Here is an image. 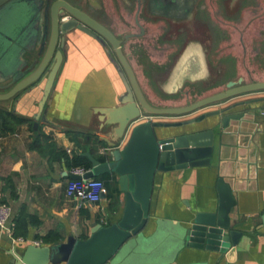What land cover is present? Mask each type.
Here are the masks:
<instances>
[{
	"label": "crops",
	"instance_id": "obj_1",
	"mask_svg": "<svg viewBox=\"0 0 264 264\" xmlns=\"http://www.w3.org/2000/svg\"><path fill=\"white\" fill-rule=\"evenodd\" d=\"M135 25L139 32L128 33L135 36L124 38L122 49L145 97L152 105H190L225 91L229 81L239 79L231 75L226 62H214V33L209 28L205 32L202 29L198 31L199 39L188 38L183 42L163 74L151 71V75H148L131 45L155 42L163 34L164 27L143 25L145 34L142 36L141 27L136 22ZM108 28L120 35L115 32V27ZM179 31L178 28L171 31L168 37L170 42L180 41L177 38ZM39 32L43 30L39 31L33 25L25 28L26 38L19 40L23 49H38L44 41L48 44L47 40H41L39 35L42 33ZM62 46L66 48V58L42 110L39 103L43 97L45 79L29 93L22 92L13 99L0 100V203L12 208L11 232L16 219L33 216L34 220V224H31L28 218L26 243L14 242L10 231L0 227V264L14 263L11 253L15 246L36 241L39 245H53L56 242L67 243L71 238L87 239L92 233L95 218L109 224L123 213V203L115 204L116 208L112 209L107 208L108 202L102 200L96 205L80 208L65 195L66 186L72 180L71 175H74L73 169L85 167L77 161H89L90 167H85L89 170L92 167L89 155L101 157L107 147L105 138L110 127L101 128L99 110L119 105L120 97L126 92L125 81L116 66L118 57L108 42L103 44L97 36L79 30L68 32ZM9 52L8 47L0 50V86L11 80V69L18 68L28 56L24 54L22 58L16 52L8 66L5 58ZM166 57L155 54L150 56L149 63H164ZM243 83L250 82L243 78ZM13 86L0 89V94L7 93ZM261 97H264V91L214 103L186 117L159 119L184 120L237 101ZM145 119L147 117L141 121ZM242 125L246 130L240 131L239 144L234 135L225 137V153L219 159L216 151L212 166L189 169L177 176L167 173L158 177L154 201L156 215L143 232L149 238L158 228L159 221L185 225V221L197 212L216 208L219 198L217 180L222 174L231 182L238 199L231 213L232 219L245 222V228L250 230L238 244L234 261H229L226 255L214 260L211 253L205 256V253L184 247L171 249L169 246H158L145 256L131 249L107 264H264V122L258 124L257 130L251 120L243 121ZM219 129L217 127L215 132ZM130 133L131 130L121 147L127 143ZM215 138L218 147V134ZM111 177L107 191L119 186L117 177L113 174ZM45 237H49L50 241L44 242Z\"/></svg>",
	"mask_w": 264,
	"mask_h": 264
},
{
	"label": "water",
	"instance_id": "obj_2",
	"mask_svg": "<svg viewBox=\"0 0 264 264\" xmlns=\"http://www.w3.org/2000/svg\"><path fill=\"white\" fill-rule=\"evenodd\" d=\"M4 1L6 0H0V12L4 10ZM196 1L158 0V5L165 12H180L193 6ZM60 7L69 11L73 18L60 22ZM52 16V40L48 44L44 41L40 48L28 51L23 49L19 40L6 38L4 27L0 23V50L9 48L10 52L5 58L8 66L16 52L22 58L24 54L28 55L25 60L21 58L22 63L18 68L11 69V80L0 86V89H7L14 85L7 93L0 94V100L13 99L22 92L29 93L45 79L44 93L39 103L42 110L52 94L57 74L66 58V48L62 44L65 43L67 33L79 30L97 36L103 44L108 42L118 57L120 64L117 62L116 66L125 81L126 92L120 97L119 105L99 110L101 128L110 127L107 132L109 138H105L107 147L101 157L89 155L92 167L84 177L115 175L118 190L112 196L108 192L104 193L102 199L108 202L107 208L117 203H123L124 208L120 218L111 220L109 224L103 223V219L95 218L92 233L87 239L71 238L67 243L56 242L53 245L29 243L15 246L11 253L13 264H107L116 261L131 249H136L145 256L158 246H169L171 249L184 247L205 253V256L211 253L214 260L226 255L229 261H234L238 244L250 230L245 228V222L232 219L231 213L235 210L238 199L231 182L222 174H219L217 180L219 198L216 208L197 212L185 221V225L159 221L158 228L149 238L143 232L150 219L156 215L154 201L158 177L167 173L177 176L189 169L212 166L215 152L218 151L219 159L225 153V137L234 135L237 145L239 144L238 135L245 129L243 121L251 120L256 130L258 124L264 122V97L237 101L184 120L164 121L159 118L186 117L214 103L264 91V81L245 84L240 77L229 81L225 91L190 105L156 107L145 97L122 49L123 40L113 31L63 0L52 6ZM136 23L144 32L138 16ZM60 35H64L61 42L58 40ZM133 36L135 35L128 34L125 39ZM217 127L220 129L216 133ZM130 130L127 143L121 147ZM216 134L219 139L218 147ZM71 177L81 179L77 175Z\"/></svg>",
	"mask_w": 264,
	"mask_h": 264
},
{
	"label": "rangeland",
	"instance_id": "obj_3",
	"mask_svg": "<svg viewBox=\"0 0 264 264\" xmlns=\"http://www.w3.org/2000/svg\"><path fill=\"white\" fill-rule=\"evenodd\" d=\"M92 1L96 7L94 14L108 26L115 27V32L123 40L131 31L139 32L135 25L138 0ZM236 1L200 0L188 20H179L171 26L165 19L150 15L145 8L148 0H141L143 12L140 22L144 26L154 24L164 27L163 36L157 39L153 36L155 42L131 45L134 55L142 62V68L148 71V75L151 71L163 74L180 45L188 38L199 39L198 31L202 29L205 32L209 28L214 33V62H226L231 75L236 78H244L250 83L264 81V0ZM163 21L167 24H162ZM177 28L180 30L177 38L181 42H170L168 37ZM155 54L166 55V61L150 64V56Z\"/></svg>",
	"mask_w": 264,
	"mask_h": 264
},
{
	"label": "flooded vegetation",
	"instance_id": "obj_4",
	"mask_svg": "<svg viewBox=\"0 0 264 264\" xmlns=\"http://www.w3.org/2000/svg\"><path fill=\"white\" fill-rule=\"evenodd\" d=\"M60 0H6L1 5L3 9L0 12V23L3 25L4 34L8 39H18L24 40L26 38V34L24 33L25 28L33 25L37 27V29L43 30L41 36V40H47L50 42L52 40V31H53V16H52V6ZM68 4L79 8L80 10L86 12L89 16H91L94 20L99 22L100 24L108 27V25L102 20L100 16H96L94 14V9H96L95 4L92 0H63ZM141 0H138V9L135 16H138V21L144 28L143 24L140 22V14L143 12ZM234 3L237 1L233 0ZM200 0H197L193 6L187 8L186 10L180 12H165L162 11L160 6L158 5V0H148L146 5L147 12L153 17H161L165 19V21L169 22L171 25L176 23L179 20H188L195 11V7ZM99 8H102L101 6ZM94 10V11H93ZM15 11V12H14ZM58 20L60 22L69 21L73 18L69 11L65 8L60 7L58 10ZM163 21L164 25L165 23ZM142 32V36L145 34L142 28H140V33ZM141 35V34H140ZM116 36L120 39L119 35ZM126 36V35H125ZM124 36V38H125ZM38 37V38H39ZM64 35L58 36L59 42H61ZM67 35L65 36V39ZM123 40V39H122ZM61 44V43H60Z\"/></svg>",
	"mask_w": 264,
	"mask_h": 264
},
{
	"label": "built area",
	"instance_id": "obj_5",
	"mask_svg": "<svg viewBox=\"0 0 264 264\" xmlns=\"http://www.w3.org/2000/svg\"><path fill=\"white\" fill-rule=\"evenodd\" d=\"M89 170L83 166H77L72 173L81 176V179H72L68 182L65 190L67 198L74 200L78 207H88L100 203L104 193H107L106 182L100 178H85ZM12 208L10 205L0 203V227L6 228L11 234ZM13 237V236H12ZM14 242L26 243L25 238H14ZM35 244H40L38 241Z\"/></svg>",
	"mask_w": 264,
	"mask_h": 264
},
{
	"label": "trees",
	"instance_id": "obj_6",
	"mask_svg": "<svg viewBox=\"0 0 264 264\" xmlns=\"http://www.w3.org/2000/svg\"><path fill=\"white\" fill-rule=\"evenodd\" d=\"M78 161H77L78 164L84 165L87 168L90 167L89 161H83V160H78ZM96 178H100V179L104 180L106 182L107 186L110 184V181L112 180L111 174H104V175L98 176ZM108 189H109L108 194L110 196H112V194H114L118 190L117 187L114 189H111V188H108ZM111 208L114 209V208H116V206L112 205ZM28 218L30 219L31 224H34V220H32L33 216H23V217H20V218L15 220L13 227H12V232H11V234L14 238H20V237L26 238V236L28 234V225H29ZM49 241H50L49 237L44 238V242H49Z\"/></svg>",
	"mask_w": 264,
	"mask_h": 264
}]
</instances>
